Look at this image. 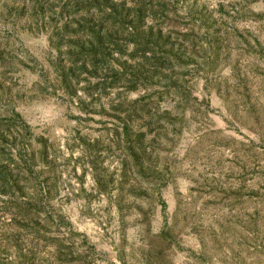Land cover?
<instances>
[{
    "label": "rangeland",
    "instance_id": "obj_1",
    "mask_svg": "<svg viewBox=\"0 0 264 264\" xmlns=\"http://www.w3.org/2000/svg\"><path fill=\"white\" fill-rule=\"evenodd\" d=\"M0 264H264V0H0Z\"/></svg>",
    "mask_w": 264,
    "mask_h": 264
}]
</instances>
